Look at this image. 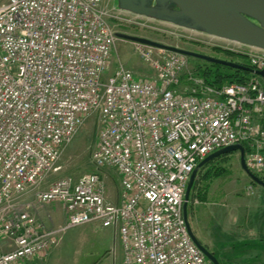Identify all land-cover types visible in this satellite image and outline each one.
I'll list each match as a JSON object with an SVG mask.
<instances>
[{
	"label": "built area",
	"instance_id": "obj_1",
	"mask_svg": "<svg viewBox=\"0 0 264 264\" xmlns=\"http://www.w3.org/2000/svg\"><path fill=\"white\" fill-rule=\"evenodd\" d=\"M104 1L0 5V264H42L66 229L87 223L113 228L123 264H212L186 227V185L204 157L236 143L246 167L264 174V87L254 75L206 84L186 72L185 55L141 43L153 77L121 64L108 74L116 35ZM248 61L264 69V53ZM91 115L99 122L91 159L118 174L116 199L97 172L39 187ZM30 195L60 203L62 224L19 203Z\"/></svg>",
	"mask_w": 264,
	"mask_h": 264
},
{
	"label": "rangeland",
	"instance_id": "obj_2",
	"mask_svg": "<svg viewBox=\"0 0 264 264\" xmlns=\"http://www.w3.org/2000/svg\"><path fill=\"white\" fill-rule=\"evenodd\" d=\"M5 2L0 0V5ZM117 3L118 0L104 1L109 14L107 21L115 33L145 37L240 64L249 62L251 55L264 53L181 23L124 11ZM137 44L116 36L108 74L121 64L135 77L154 76L138 55ZM204 67L212 68V63L187 57L186 72L193 74ZM257 78L264 87V80ZM98 130L97 116H89L72 140L63 146L56 162L60 169L48 172L39 187L46 188L61 177L76 179L82 174L97 172L103 178L107 196L116 199L118 174L111 168L96 167L91 159ZM259 177L264 180V174ZM28 202L32 203L31 195L19 201L21 204ZM31 206V212L39 218H46L50 212L57 214H53L56 219L51 221L54 226L64 221L60 203L43 205L33 202ZM187 217L194 235L220 264H264V187L254 183L241 169L238 151L215 157L199 169L190 191ZM42 264H123L122 246L112 227H101L97 223L81 224L63 232Z\"/></svg>",
	"mask_w": 264,
	"mask_h": 264
},
{
	"label": "water",
	"instance_id": "obj_3",
	"mask_svg": "<svg viewBox=\"0 0 264 264\" xmlns=\"http://www.w3.org/2000/svg\"><path fill=\"white\" fill-rule=\"evenodd\" d=\"M117 5L124 11L143 14L153 18L167 19L171 22L181 23V25L194 30L226 38L264 51V0H118ZM115 35L119 38L155 48L177 52L187 57H195L231 68L249 70L250 73L264 80V69H253L237 62L162 44L145 37L120 32H116ZM235 151L239 152L241 169L254 183L264 187V180L246 167L244 148L241 144L236 143L218 149L204 157L191 172L184 193L182 211L188 233L193 243L212 264L220 263L214 254L202 245L194 235L187 217L188 200L199 169L213 158Z\"/></svg>",
	"mask_w": 264,
	"mask_h": 264
},
{
	"label": "trees",
	"instance_id": "obj_4",
	"mask_svg": "<svg viewBox=\"0 0 264 264\" xmlns=\"http://www.w3.org/2000/svg\"><path fill=\"white\" fill-rule=\"evenodd\" d=\"M241 64L251 67L246 61ZM195 76L201 77L206 84L220 86L224 83L236 82L242 83L254 74L249 70L236 69L221 64L212 63L211 67H204L197 69V72H192Z\"/></svg>",
	"mask_w": 264,
	"mask_h": 264
},
{
	"label": "crops",
	"instance_id": "obj_5",
	"mask_svg": "<svg viewBox=\"0 0 264 264\" xmlns=\"http://www.w3.org/2000/svg\"><path fill=\"white\" fill-rule=\"evenodd\" d=\"M53 214H55V213L50 212L48 215H46V218L43 216V217L40 218V219H41V220H44L48 226H54V225H53V222H51V221H53V220L56 219V216H55V215H57V214H55V215H53ZM38 218H39V217H38ZM48 222H51V223H48ZM0 238H1V241L3 242V244H5L6 239H5V238H2V237H0ZM263 244H264V243H263ZM44 258H45V256H44ZM43 261H44V259L42 260V263H43Z\"/></svg>",
	"mask_w": 264,
	"mask_h": 264
},
{
	"label": "flooded vegetation",
	"instance_id": "obj_6",
	"mask_svg": "<svg viewBox=\"0 0 264 264\" xmlns=\"http://www.w3.org/2000/svg\"><path fill=\"white\" fill-rule=\"evenodd\" d=\"M238 154H239V152H238Z\"/></svg>",
	"mask_w": 264,
	"mask_h": 264
}]
</instances>
